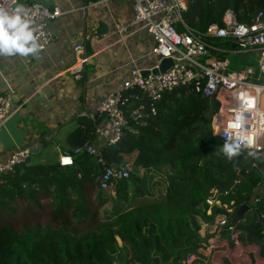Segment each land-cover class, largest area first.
Wrapping results in <instances>:
<instances>
[{"label": "trees", "instance_id": "obj_1", "mask_svg": "<svg viewBox=\"0 0 264 264\" xmlns=\"http://www.w3.org/2000/svg\"><path fill=\"white\" fill-rule=\"evenodd\" d=\"M261 8V0H189L184 20L204 31L223 25L228 9L249 21ZM218 108L193 86L165 94L155 116L132 122L120 142L103 148L108 165L133 160L136 167L114 193L100 188L101 168L91 155L74 154L94 139L90 119L68 137L72 166L33 152L14 173L0 175V264H188L205 240L201 228L220 210L206 216L214 190L235 212L243 204L251 209L238 223V244L224 227L209 262L191 264H236L231 256L246 247L255 248L249 264L264 260V195L252 202L264 178L252 167L254 156L215 134Z\"/></svg>", "mask_w": 264, "mask_h": 264}, {"label": "built area", "instance_id": "obj_2", "mask_svg": "<svg viewBox=\"0 0 264 264\" xmlns=\"http://www.w3.org/2000/svg\"><path fill=\"white\" fill-rule=\"evenodd\" d=\"M132 1V20L117 21L116 31L121 38L136 31H147L153 41L150 54L154 57V65L148 71L134 65L121 89L108 93L98 102L95 113L90 114L93 121L100 119L94 139L78 146L74 154L91 155L101 168L100 188L114 193L115 184L129 178L136 167L133 160L118 166L108 165L103 148L120 142L132 122L142 124L155 116L158 103L165 94L193 86L202 97L219 101L212 122L215 134L254 156L253 167L264 178V0H261L262 8L250 15L249 21L239 20L236 13L228 9L223 16V25L213 23L204 31L189 27L184 20L189 0ZM61 15L58 7L50 8L39 2L0 0V51L15 49L14 35L19 30L38 50L46 49L54 38L50 24ZM223 42L235 47H226ZM74 51L71 74L81 79L89 57L82 43L76 45ZM238 52L255 53L257 66L233 69V62L227 54ZM166 58L172 59L173 63L161 72L160 66ZM156 69L158 72H154ZM14 98L12 89L0 94V121L11 115ZM32 154L33 149L29 146L14 149L9 157L0 160V175L14 173L18 166L29 161ZM59 164L72 166L73 155L61 154ZM259 198L260 193L256 192L252 202L257 203ZM207 202L211 203L210 200ZM227 212L234 215L235 210L227 209ZM227 226L231 240L238 244L239 230L224 214L217 221L204 223L206 233L201 234L205 240L187 263L203 259L204 255L210 257L221 238L222 229ZM262 239L264 243V230Z\"/></svg>", "mask_w": 264, "mask_h": 264}, {"label": "crops", "instance_id": "obj_3", "mask_svg": "<svg viewBox=\"0 0 264 264\" xmlns=\"http://www.w3.org/2000/svg\"><path fill=\"white\" fill-rule=\"evenodd\" d=\"M19 1L58 7L62 15L50 24L54 38L46 49L38 50L19 30L15 49L0 51V94L12 89L15 95L11 115L0 121V160L25 146L44 159L60 156L71 149L69 135L84 129L83 120H92L98 102L121 89L134 65L145 71L154 65L152 37L145 30L127 38L117 33L116 22L134 16L132 0ZM80 43L89 60L76 79L71 69ZM204 256L205 262L212 258Z\"/></svg>", "mask_w": 264, "mask_h": 264}, {"label": "rangeland", "instance_id": "obj_4", "mask_svg": "<svg viewBox=\"0 0 264 264\" xmlns=\"http://www.w3.org/2000/svg\"><path fill=\"white\" fill-rule=\"evenodd\" d=\"M227 56H229V58L232 60L233 65L231 66L233 69L237 68V67H243L245 65H252V66H257V61H256V55L253 52H243V53H229L227 54ZM49 151H46V153H48ZM254 166V164L252 163V167ZM256 192L260 193V195H264V182L262 183V185L256 189ZM212 194L209 196L208 200L211 201V203H209V205H211V209L206 212V216H210L212 215V208L213 207H217L218 209H220L218 211V215H216L214 217V219L212 221H217L221 216L224 215V211H227V209H234V206H230L233 204V202L230 205H221L220 202H218V190H214L211 192ZM6 222L10 221L9 218H5ZM203 223V221H202ZM18 224V223H17ZM201 233L205 234L206 231L204 229V225L200 230ZM255 248H248L246 247L245 249H242V253H235V255L231 256V259L233 260V263L236 264H249V260H248V254H250L251 252H253ZM258 264H264V260H257Z\"/></svg>", "mask_w": 264, "mask_h": 264}, {"label": "water", "instance_id": "obj_5", "mask_svg": "<svg viewBox=\"0 0 264 264\" xmlns=\"http://www.w3.org/2000/svg\"><path fill=\"white\" fill-rule=\"evenodd\" d=\"M173 61L170 58H166L163 60L159 71L164 72L166 71L171 65H172ZM154 72H158V70H154ZM100 123V119L96 120V125H98ZM36 153V152H35ZM117 166V165H116ZM250 205L248 204H243L241 205L236 212L234 213V215H231L229 212L224 211V214L228 217H230L231 219V223L236 225L237 230H241L242 228L238 225V223L245 217V214L247 211H249ZM253 263L255 264V259H253Z\"/></svg>", "mask_w": 264, "mask_h": 264}]
</instances>
